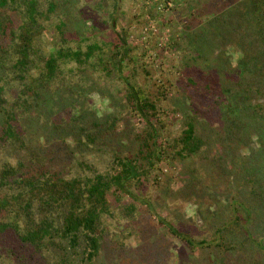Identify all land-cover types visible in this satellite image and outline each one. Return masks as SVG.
<instances>
[{"label": "trees", "instance_id": "trees-1", "mask_svg": "<svg viewBox=\"0 0 264 264\" xmlns=\"http://www.w3.org/2000/svg\"><path fill=\"white\" fill-rule=\"evenodd\" d=\"M205 1L188 0L180 11L192 17L183 35L193 52L185 55L189 74L180 86L190 101L192 84L205 93L221 88L216 102L224 127L207 132L193 112L166 143L159 116L168 95L164 89L152 95L131 82L139 70H128L138 60V46L129 40L133 32L119 25V0L98 4L109 10L102 24L111 22L116 40L88 43L78 38L72 0H0V264H101L114 227L130 228L142 204L153 208L134 188L143 191L168 152L183 162L197 159L194 175L205 168L220 173L222 185L228 180L239 187L237 197L222 204L227 212L209 236H193L182 216L177 223L160 218L161 225L199 251L196 257L209 251L222 264H264V0H237L196 26L194 3ZM197 10L199 18L208 11ZM52 30L55 42L48 50ZM234 40L247 49L238 63L203 59L213 45ZM200 59L206 65H194ZM207 69L209 84L201 87L198 78ZM100 73L108 83L116 73L127 84L125 107L143 117L141 131L128 124L119 130L127 118L102 120L87 106L88 88L99 86ZM35 127L47 145L34 141ZM218 143L224 152L217 156ZM251 143L248 154L241 152ZM233 157L238 161L230 167Z\"/></svg>", "mask_w": 264, "mask_h": 264}, {"label": "rangeland", "instance_id": "rangeland-1", "mask_svg": "<svg viewBox=\"0 0 264 264\" xmlns=\"http://www.w3.org/2000/svg\"><path fill=\"white\" fill-rule=\"evenodd\" d=\"M72 1V5H76L72 8V16L79 22L75 26L80 33L79 39H83L86 43L95 39L106 42L116 40L117 34L111 28V22L102 24L105 18L109 19L107 12L109 10L98 5L101 0ZM187 1L119 0L117 12L119 25L133 32L129 38L131 45L138 46L133 53L138 60L128 70L133 66L139 70L135 76L130 77L131 82L137 87L146 89L152 95L157 94L158 91L164 93L163 89L168 95L162 96L163 106L160 108L159 116V119L161 118L165 123L162 131L166 143L170 141L171 135L178 134L186 127L189 114L196 116L193 112H197L198 126L206 129L207 132L213 127L214 129L224 127V123L220 121L216 102L222 94L221 88H214L211 93H205L202 92V88L192 84L189 87L195 94L192 102L186 98L180 86L182 83H187L189 74L185 69V55L193 56L192 46L183 35L184 28L192 17L188 20L185 16H180V11L186 9ZM208 1L210 5L206 8L204 3ZM236 2L237 0H207L203 5L194 3L196 26L209 19L213 11ZM197 8L201 12L208 11L199 18L200 13ZM53 33L54 30L47 35V44L50 46L48 50L54 47ZM246 50L241 42L235 40L233 43L221 42L218 46L213 45L207 57L203 59L208 58V55L211 58L221 56V60L226 63L236 64L244 57ZM105 55L110 58L113 52L111 49L107 50ZM194 65L204 66L206 62L200 59ZM208 70L202 71L200 79L198 78L201 87L209 84L212 72ZM96 79L99 86L95 89L98 90L88 88L87 106L94 109L102 120L114 115L127 118L126 124L124 121L119 122V130L124 129L123 127L128 124L130 129L141 131L145 125L143 117L125 107L127 100L123 94L126 93L127 84L120 80L116 73L111 83H108L105 74L102 73L97 74ZM218 85L220 84H215L217 87ZM115 98L118 101H115ZM31 135L37 143L47 145L44 132L40 128H32ZM221 145L218 143L214 147L217 156L224 152ZM260 145L261 148L262 144ZM251 147L252 143L245 150L242 148L241 152L248 154ZM167 156L169 159L162 158L156 169L149 174V181L143 191L134 188L136 194L150 203L153 208L150 209L147 203L142 204L137 220L130 224V228L123 226L121 228L123 232L116 231L114 227L109 249L104 252L107 255L101 258V264H108V261L114 264L121 257L124 258L122 264H189V262L196 264L195 261L197 264H222L220 257L209 251L196 257L199 251L189 250L181 240L169 233L166 225H161L159 219L164 218L169 222L177 223L182 216L185 221L183 225L189 228L193 236H209L213 232L212 226L222 220V213L227 212L222 207L226 198L232 200L233 197H237L239 183L224 180L222 185L219 179L220 173H209L205 168L200 169V174L194 175L192 172L196 167L197 159L190 158L183 162L176 159L172 152L171 154L168 152ZM11 159L15 161L16 157L13 156ZM237 161L238 158L233 157L228 164L234 167ZM59 166L62 168L63 165L59 164ZM157 183L161 185L157 186ZM126 201L133 203L128 196Z\"/></svg>", "mask_w": 264, "mask_h": 264}]
</instances>
